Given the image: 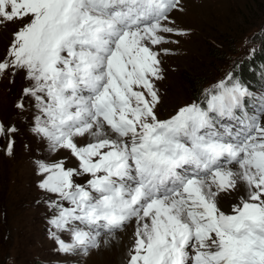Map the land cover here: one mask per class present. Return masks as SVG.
I'll list each match as a JSON object with an SVG mask.
<instances>
[{"label": "snow or ice", "instance_id": "snow-or-ice-1", "mask_svg": "<svg viewBox=\"0 0 264 264\" xmlns=\"http://www.w3.org/2000/svg\"><path fill=\"white\" fill-rule=\"evenodd\" d=\"M179 4L0 0V23L27 21L0 73L26 70L34 83L24 95L39 110L32 131L79 161H36L39 187L59 197L49 223L71 236L50 232L62 252L98 247L102 233L107 244L134 221L123 264H264V96L229 73L205 90L206 107L186 104L165 120L155 112L163 75L152 46L187 34L171 26ZM81 174L85 185L73 181ZM225 197L235 202L222 210Z\"/></svg>", "mask_w": 264, "mask_h": 264}, {"label": "rangeland", "instance_id": "rangeland-1", "mask_svg": "<svg viewBox=\"0 0 264 264\" xmlns=\"http://www.w3.org/2000/svg\"><path fill=\"white\" fill-rule=\"evenodd\" d=\"M179 8L182 10H174L170 14L173 22L171 26L186 30L187 34H164L168 35L170 42L152 46L154 51L159 52L162 81L166 86H163V93H160L162 104L158 111L160 116H165L161 120L174 115L177 105L192 99L193 91L189 84L197 77L199 80L203 78L200 87L206 86L220 76L219 66L230 63L228 59L250 54L259 42L254 33L258 31L257 28L260 30L264 26V0H180ZM26 22L18 20L0 23V60L7 58L12 34ZM213 44L224 49L229 47L220 61L212 56ZM162 49L169 51L164 52ZM16 71L18 74L14 77ZM189 74L194 79L184 83ZM26 76L24 69H9L0 73V119L6 129L13 128L9 126L10 122L22 127V121L29 113V122H35V116L39 114L38 109L34 113L36 103L32 108L29 102L34 98L24 95L23 90L34 83ZM155 82L160 83V80ZM20 102L24 104L22 109L17 107ZM226 120L229 121L227 118L221 121ZM18 126L14 128L18 129ZM17 132L14 131L17 141L10 154L7 144H4L6 151L3 152L1 142L5 132L0 134V264H99L109 254L104 245L99 244L87 251L76 249L65 253L59 250L50 232H56L60 239L71 242L68 232L58 231L49 223L57 214V209L49 204L59 197L39 187L45 174L39 173L36 161L42 160L47 164L63 161L66 169H79V161L70 150L52 149L47 139L37 134L32 137L23 133V127ZM20 134H23L26 143L20 139ZM77 142L83 144L86 141L77 138ZM50 155H53V161H49ZM88 179L90 177L87 174L73 177L74 183L81 185H85ZM239 193L246 195L243 189ZM227 199L224 198V205L231 204ZM60 203L64 207L71 205L63 200Z\"/></svg>", "mask_w": 264, "mask_h": 264}, {"label": "trees", "instance_id": "trees-1", "mask_svg": "<svg viewBox=\"0 0 264 264\" xmlns=\"http://www.w3.org/2000/svg\"><path fill=\"white\" fill-rule=\"evenodd\" d=\"M262 23H264V18ZM257 30L258 31L254 33V37L259 40L257 43L259 46L250 52V54L242 58L234 56V58L228 59L230 63L219 66L220 76L212 79L206 84V86L200 87L203 78L202 80H199L198 77L195 79V81L193 80L191 84H189L190 90L193 91L191 93L193 96L192 99L199 100L203 95L205 87H207V89H212L214 85L218 84V82L226 80L229 73H231L234 78H239L240 81L248 87L250 92H256L260 90V86L264 85V26H262L260 30L257 28ZM211 47L213 58L217 57L219 61L221 60L220 57L226 52L227 49H229V47L227 49L222 47L219 48V46L216 44H213ZM235 58L236 60L234 64H232ZM186 77L187 79L183 81L184 83H189V81L194 79L191 74H189V76L187 75ZM161 86H165L163 81L161 82ZM169 96L172 97L171 95Z\"/></svg>", "mask_w": 264, "mask_h": 264}, {"label": "bare ground", "instance_id": "bare-ground-1", "mask_svg": "<svg viewBox=\"0 0 264 264\" xmlns=\"http://www.w3.org/2000/svg\"><path fill=\"white\" fill-rule=\"evenodd\" d=\"M240 192V191H239ZM236 193V195L241 193ZM229 202L233 203L235 202V197L233 199H227ZM226 202V201H224ZM229 207V204H225L224 207L222 208V210H227ZM135 230V223L134 221L132 223H130L129 225V229L127 230L126 228L121 231V232H116V238L115 239H109L108 243L106 244L104 241V239H106V237L104 239H102V241H100V245H104L106 247V249L109 250V254H107V258H105V260L100 261L103 264H121L125 261L126 259V255H127V251L128 248L131 246L132 243V233ZM107 252V251H106ZM110 259V260H109ZM109 260V262L107 261ZM99 262V264H100ZM88 263V262H87ZM92 264V263H91Z\"/></svg>", "mask_w": 264, "mask_h": 264}]
</instances>
